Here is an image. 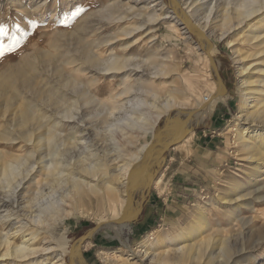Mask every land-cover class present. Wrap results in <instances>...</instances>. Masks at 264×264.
I'll use <instances>...</instances> for the list:
<instances>
[{
  "label": "rangeland",
  "instance_id": "rangeland-1",
  "mask_svg": "<svg viewBox=\"0 0 264 264\" xmlns=\"http://www.w3.org/2000/svg\"><path fill=\"white\" fill-rule=\"evenodd\" d=\"M33 1L39 2L26 0V3ZM63 1L59 0L57 7L51 5L34 21L21 15V12L17 13L9 4H0V26L8 29L7 35L0 34V42L7 45L19 41L14 51H6L0 58V103L26 87H39L45 94H51L56 87H71L70 83L66 86L69 79L70 82L77 79L81 87H87L99 103L98 109L93 108V111L91 107H86L84 118L93 122L104 114L99 120L102 128L110 119L107 117L111 108L114 109L117 101L126 96L122 93L131 85L147 89L148 93L142 92L145 93L144 99L150 94L148 103L170 100L172 106L160 108L156 107L159 105L156 102L146 108L148 105L136 103V107H141L136 108L137 113H145L146 119L145 115L134 114L138 119L133 127L128 125L130 122L127 120H113V127L103 128L110 134L100 149L115 159L111 161L109 171L114 173L115 170L117 174L119 165L125 162L132 164L127 180L131 199L128 207L121 211L124 213L114 215L92 193L83 198L70 199L64 204L66 211L59 210L60 213L41 224L38 229L41 231L38 235L40 242L54 245L58 238L66 234L72 250L78 241H83L82 257L87 264H155L153 256L146 254L143 240H152L156 234L166 237L188 228L194 217L203 213L208 217L207 222L196 225V230L187 240L167 243L165 247H157L156 251L170 249L171 264H179L175 248L190 244V254L195 255L203 250L210 237L222 231L233 234V252L241 251L243 247L244 251L247 250L241 258L246 256L248 259L240 264H264V188H260L264 185L253 180L258 174L254 175V166L261 162L264 168V159L259 160L257 155L249 158L246 150L236 142V129L241 123L237 119L241 80L243 76H249L251 80L257 78L261 74L259 69H264V63H257L261 57H256L253 45H246L248 43L244 40L249 33V24L228 28L229 23H237V0H210L209 6L195 0L199 11H192L189 16L183 11L184 2L188 0ZM109 6L111 8H107ZM213 6L216 7L211 10ZM77 10L79 15L62 23L65 16H71ZM17 15L21 16L18 18ZM187 19L193 24V29L184 28ZM224 22L228 24L226 28ZM98 44L102 46L99 50L95 47ZM211 46L215 47L214 57L211 56ZM85 50L101 59L120 54L129 58L131 65L115 75L95 73L89 62L79 64L86 60ZM243 66H248L250 73L242 75ZM212 93L224 95V99L205 119L195 121L191 129H185L175 139L165 137L176 114L175 109L197 108L199 103L208 102L207 97L210 98ZM123 99L126 100L125 97ZM100 108L101 113L97 112ZM104 109L108 116L102 111ZM115 111L119 115L118 109ZM110 117V121L114 119ZM152 124L154 127L148 130ZM207 124L220 138L215 149L203 145L196 134ZM143 146L146 148L141 153ZM7 148L9 153L5 148L3 150L10 157L14 151H10L11 147ZM189 160L197 165L194 177L189 173L193 171ZM162 174L160 184L155 183ZM261 174L264 177V173ZM144 176L146 181L140 188ZM174 184L194 186L190 187L194 194H188L193 199L178 220L166 215L170 206V186ZM50 189L42 196L44 201L51 194L62 191L59 187ZM28 196L27 193L20 194V202L26 201ZM241 204L246 207L241 208ZM250 208H253L252 212ZM239 212L245 216L242 223L236 219ZM5 213L0 201V237L12 232L11 241L21 243L20 240H24L21 234L13 239L15 230L11 231L3 224ZM3 246L0 248L2 252ZM118 250L121 252L117 253L120 256L115 262L104 255ZM50 255L53 260L57 259L55 253ZM64 257L65 264H74L70 253ZM4 262L15 264L0 257V264ZM43 262L47 264L48 260ZM189 262L191 260L187 264Z\"/></svg>",
  "mask_w": 264,
  "mask_h": 264
},
{
  "label": "bare ground",
  "instance_id": "bare-ground-1",
  "mask_svg": "<svg viewBox=\"0 0 264 264\" xmlns=\"http://www.w3.org/2000/svg\"><path fill=\"white\" fill-rule=\"evenodd\" d=\"M0 1V4H9L12 8L17 10V13L21 12V15L27 16V18L31 20L37 17V15L44 14L51 5L57 7L59 4V0H39L37 3L33 1L29 4L26 3V0ZM188 1L184 2L185 7H182L185 14L189 16L192 11L196 12L199 10H197L198 8L196 9L197 3H194L195 0ZM201 1L202 5L206 6L207 4L209 6L210 4V0ZM214 2L215 1L212 3ZM112 5L113 4H111V6ZM215 7L213 6L210 8L212 10ZM107 8L111 7L109 6ZM144 8L146 7H143V9ZM139 12L141 13V10ZM140 13L137 14L141 16ZM236 14L237 23H229L230 25L228 26V24L224 22V28L228 26V28L231 29L233 26L243 27L244 24H249V33L244 40L248 43L246 45H253L254 54L257 55L256 57H261V59L258 58L257 63L263 64L264 0H237ZM20 16H18V18ZM252 20H254L253 23ZM192 27L193 24L187 19L184 28L193 29ZM254 43H256V45H254ZM95 47L99 50L102 46L98 44L95 45ZM210 49L211 56L214 57L215 47L211 46ZM88 50L91 51L90 49ZM108 50L110 49L108 48ZM89 51L86 52L85 50L87 55H85L84 58L86 60L81 61L79 64L81 65L85 62H89L90 68L95 71V73L115 75L120 69L124 67L127 68L131 65L129 62L131 60L120 54H111L108 58L101 59L97 58V54H92ZM259 70L261 74H259L257 78L251 80L249 76H243L241 80L240 102L237 114V119L241 121V123L239 128L236 129V142L246 150V153L249 154V158L257 155L259 156V160H263L264 69L260 68ZM131 71H134L132 67ZM249 71L248 66H243L242 75H245ZM155 75L157 76V74ZM69 83L71 87H56L52 90L53 92L51 94H45L44 91L39 90V87H26L27 89L18 90L9 97L7 96L8 98H5L3 102L0 103V148H2L0 149V201H2V207L6 212L3 214L5 218L3 224L8 226V229L11 231L15 230L13 239H15L14 237L16 235L20 236V234L21 237L24 238V240H20L21 243L15 244L10 238L12 232H10V234L7 232V234L0 237V248L4 245L2 248L4 251H0V257H2L3 260L7 259L15 264H44L43 261L45 260H48L47 264H65L64 256L70 253L74 259V264H87L82 257L81 248L84 246L83 241H78L71 250L68 246L70 240L66 234H63L56 240L54 245H52V243L44 245L45 242L42 244L38 239L40 231H38V229L41 224L48 222L49 218L53 217L59 210L62 209L66 211L64 204L70 202V199L83 198L84 196H89L88 194L91 193L97 196L98 200L101 199L103 204H105L104 208L108 207L106 209L112 211L116 216L121 213L123 214L124 212L121 211H123L124 207H128L130 202L131 198L127 180L130 176L132 164L125 162L119 165L118 168L115 167V169L117 168V171H119L117 174L115 170L114 173L109 171L110 165L112 166L111 161L115 159L105 150L104 152L100 149V146H103L104 141L108 140L110 134L106 133L103 128L108 127L109 129V127H113V120H117L118 122L127 120L130 122L128 125L131 124L133 127L137 124L138 119L134 117V114H138V109L136 108L140 107L139 105L136 107V103L148 105L145 106L147 108L155 105L157 101L148 103L150 94H148L149 96L146 97V100L143 98L145 93L143 94L142 92L143 90L147 92V89L143 88L142 90V86L137 88L131 85L122 93L126 95L124 96L126 100H124L122 96L123 98L117 101L114 109L111 108L112 110L108 113L110 115L107 118L111 119L110 116L114 117L117 113L115 111L116 109H118L119 115H116L111 121L110 119L106 120V126L102 128L103 124L100 125L99 120H101L100 118L104 114L100 117L101 114L99 115V113L101 112L99 111H101L103 105L100 110H97V112H99V120L89 122L88 119L84 118L86 117L84 116L86 114L84 110L86 107H91L92 111L93 108L97 107L98 109L97 105H99V103L97 98L92 95L90 90H87V87H81L82 85L77 79H73L71 82L69 79L66 86ZM129 93L134 95V97L131 95L129 96ZM216 94L217 93H212L210 98L207 97L208 102L199 103L197 108L175 109L177 110L176 114L174 119H171L172 121L169 129H167L165 137H172L175 139L179 137L185 129H191L195 121L205 119L206 115L212 112L214 106L224 99V95H218V93V96H216ZM153 98L154 97H152V100ZM160 101L157 102L159 105H156V107L169 108L172 106V101L170 100L166 102H163L164 100L162 102ZM104 107L107 109L106 102ZM105 109L102 111H105ZM108 111L109 110H107V112ZM146 113H148V111ZM108 114L106 113V116H108ZM140 114L145 115L143 112ZM188 118L189 120L186 121ZM144 119H146V115ZM103 120L104 119H102V123L104 122ZM153 127L154 124H152L148 130H151ZM92 128L94 135L92 134ZM111 135L110 137H112ZM111 139L113 140V138ZM6 147H9V149L11 147L10 151H14V153H11L13 155L10 157H8L6 155L7 152L3 150L4 148L8 150ZM145 148L146 146H143L141 153ZM22 149H24V151ZM114 158H118V156ZM137 158H139V156ZM138 173L141 174V171ZM253 173L254 175L258 173L253 179L254 182L258 183L259 181L260 184L264 185V177L263 174H261L264 173V168L261 166V162L254 166ZM142 174L144 175L143 171ZM162 178L163 174L155 183L160 184ZM145 181L146 177L144 176L142 177V185L140 188H143ZM58 187L61 188L62 191L51 194L45 201L42 199V196L49 193V191H47L48 189L51 188L50 190H53ZM260 188H264V186ZM26 193L29 195V198L26 201L24 200L23 203L22 200L20 202V194L26 195ZM240 207L245 208L246 206L245 204H241ZM253 208H250L251 212ZM243 214L244 213L239 212V214L236 215L237 221H241V223L242 221L244 222L245 216ZM252 217L255 218L256 214ZM207 218L206 214L203 215V213H200L194 217L188 228L175 231L174 234H169L166 237L156 234L151 238L152 240L146 238L143 240L147 250L146 254L150 253L153 256L152 261L155 262V264H171L169 258V256H171L170 249H165L164 252H158L156 251L157 247H165L164 245L173 241L180 243V241L187 240L192 235V232L196 230V225L200 226L202 222L206 223ZM26 232L29 233L27 234ZM203 240L204 239H202V241ZM208 240L203 250L197 252L195 255L190 254V244L180 245L175 248L174 252L179 254L177 258L179 264H187L188 260H191L189 264H240L242 261L248 259L246 256L241 258L243 252L247 251L246 249L244 251V247L241 251H232L234 243L231 242L233 240V234H230V232L220 231ZM119 252H121V250L112 253H104V255L106 258H110L115 262V260L119 259L120 255L117 254ZM50 253H55L57 259L53 260L54 257L50 255ZM39 257H42L41 260L38 259ZM202 258H204L203 261Z\"/></svg>",
  "mask_w": 264,
  "mask_h": 264
},
{
  "label": "crops",
  "instance_id": "crops-1",
  "mask_svg": "<svg viewBox=\"0 0 264 264\" xmlns=\"http://www.w3.org/2000/svg\"><path fill=\"white\" fill-rule=\"evenodd\" d=\"M210 129H211L210 124L204 125L203 129L196 132V134H198L199 141L203 145H206L208 148L215 149L219 145L218 140L220 138L219 136L215 135L214 132H212ZM189 162L191 161L189 160ZM190 164H191V169H193V171H190L189 173L194 177V171L197 170L196 169L197 165L195 162H191ZM188 180L189 177L188 179H186V181ZM171 186L169 192L171 193V196L169 197L170 206H168V208L166 209L167 210L166 215L167 217H170V219H174V217H176V219L178 220L182 215H184L185 208L189 205L190 200L193 199V197H190L188 194H194V190L190 188L194 186H190L188 184L187 185L174 184L173 187ZM166 203L168 204V202ZM146 215L148 216V212H146Z\"/></svg>",
  "mask_w": 264,
  "mask_h": 264
},
{
  "label": "snow or ice",
  "instance_id": "snow-or-ice-1",
  "mask_svg": "<svg viewBox=\"0 0 264 264\" xmlns=\"http://www.w3.org/2000/svg\"><path fill=\"white\" fill-rule=\"evenodd\" d=\"M79 15V10L72 12L71 16H65L62 23H67L69 19H72ZM8 29L6 27L0 26V34L7 35ZM19 43V41H16L15 44H4L0 42V58H2L6 51H14L16 45Z\"/></svg>",
  "mask_w": 264,
  "mask_h": 264
}]
</instances>
